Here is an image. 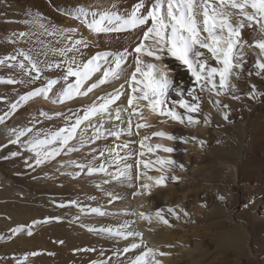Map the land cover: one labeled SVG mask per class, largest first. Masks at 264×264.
I'll list each match as a JSON object with an SVG mask.
<instances>
[{"label": "bare ground", "instance_id": "6f19581e", "mask_svg": "<svg viewBox=\"0 0 264 264\" xmlns=\"http://www.w3.org/2000/svg\"><path fill=\"white\" fill-rule=\"evenodd\" d=\"M111 2L112 0H26V3H23L22 0H0V59L11 55H17L20 51L33 56L36 54L33 52L38 50L42 45H49V35L47 37L45 34L38 35L37 31L34 30V27L29 28V23H26V21H31L33 18H36L38 11L41 13V16H43L46 24H54L56 28L76 27L78 28V32L73 35V39H80L83 37L91 42L87 48L82 47L80 53L68 54L69 58L74 56L77 63L86 62L89 58L95 55V53L101 51L117 52L122 51L127 47L131 52L139 42V38L142 37L144 29H137L134 32H123L119 34L96 35L91 33L83 24H80L78 20L69 15V13L73 12L78 6H84L86 8H91L92 10H100L108 7ZM136 2L137 0H119V9L122 12L125 10L131 11L132 6ZM211 2L217 3L214 2V0H211ZM221 10L227 11L224 9ZM246 10L248 11L249 8ZM234 11L235 13L237 12V14L234 15H238L239 9H234ZM10 15H15L19 19V22L17 24L16 22L4 23V19H7ZM50 17L51 19H49ZM20 32H26L29 33V35L21 39L18 35ZM204 34L205 33H203V35ZM226 34L225 31V35ZM57 36L58 40L56 41L55 39V41L60 42V48H63L65 44H70L66 37H61L60 35ZM201 51L203 50L201 49ZM49 53L50 61L46 64L42 63V65H39L41 74L38 79L35 78L36 74L34 72L31 77L22 74L19 75L18 72L15 73L12 71L11 67H8L7 64L0 65V79L5 81L8 79L23 81V83L15 84L0 83V116L4 115V113L8 112L10 109L3 107L2 103H4V101H10L14 98V103H18L16 111L6 117L3 123H0V137L2 138V144L0 145H6V147H2L0 169L7 177L14 180V187L23 192H30L34 195L33 197L26 198L14 194L12 189L2 187V189H0V209L3 214L8 211L25 210L33 212L36 217H39L40 219L43 218L45 221L46 218H49L46 222L48 224H53L55 228H64L68 231H75V233L78 232L79 236L73 239L74 242L76 240H81L89 244H95V246H100V258L97 264H100V262H103V264H132V261L137 257V253H142L141 251H146L147 248H151L152 246L153 249H157L154 247L155 241L152 242L153 239H151L150 236H153L154 239H158L157 242L159 243V246L157 247H159L158 249L160 251L170 253V255L164 256L163 264H215L214 259L218 252H196L194 251L196 247L194 249H185V247L188 248L186 244L189 240L188 238L182 240L185 234L177 235V233L174 232L173 226L177 224V219L175 217L166 214V218L172 224V226L169 227L156 220L154 222H149L141 219L139 213L150 212L149 214H152L159 208L166 209L167 207H175L177 205L180 207L186 206L188 208L192 205L198 204L197 202L201 200H198V195L197 192L194 191V187L197 185V175L199 172H207L211 174L221 172V175H223L222 179L224 178L225 181L230 180L232 182V187L227 188L225 190L226 193L228 195L232 194L234 197L233 191L236 187H239L242 184L241 173L247 161L245 159L246 156L244 155L245 152H249L250 155L254 156H256V154L251 152L250 143L249 148H247L248 146H246V144L248 145V143H245L244 141V146L239 148V152L237 148H235V151L233 150L234 152L232 154L229 152L233 155V163L226 160L222 161L221 155L216 152L208 153L205 151L207 150L205 148L206 143L211 140L210 133L215 132L214 128L218 125L213 118L211 109H213V101L218 100L219 97L214 94H211V96L207 93L201 94V110L199 113L192 114L199 119L200 123L194 126L180 124L178 121H175L166 115H160L158 112L147 107L146 102L143 100L134 99L133 106L129 107L128 100L133 96V93L127 81L132 71L135 69L134 55H129L124 67V74L119 80L101 85L91 93H88L87 96H77L74 99L67 100L63 103H54L53 100L57 99L62 94V90L66 87L65 81L63 80L66 71V64L59 69H49L47 67L49 63L65 61V57L59 56L55 51ZM146 59L155 64L158 62L159 64L161 63V68H163L164 65H167L169 69L173 70L170 72V75L174 79L175 84L173 88L168 91L166 104L168 105V108L174 109L178 113L183 114L185 110L179 108L176 103L182 98L177 93L176 86L180 85L182 81H187V86L184 88L185 95L183 98L190 100L186 95V90L193 84V78L190 73H188L183 66L179 65L178 61L171 57L160 61H154L151 60V58ZM18 60H22V57L18 56ZM101 75L102 72L95 74L92 77V80L87 83L90 84L95 82ZM70 79L73 80L74 78L70 77L69 81ZM50 81L52 82V90L48 93V98L41 95L33 97L27 102L20 101V97L28 92L35 89L48 88ZM121 84L124 85V88L122 89L124 94L121 95L120 99L116 101L115 104L110 106V111H112L113 115H115L116 108L124 106V109L120 108L121 119L107 121V117L105 116L107 122L104 124V129L113 131L118 128L124 129L118 139L115 136H108L105 132L104 138L95 141V143H85L84 146L81 147L80 131L86 128V132L84 133L86 138L93 135V128L87 127L89 122L85 121L78 130L77 138L70 142V146L78 148V151L69 152L65 149L55 159L42 164L39 167H28L27 165H23L26 159L29 163H32L35 159L34 154L23 147V142L35 139L37 134L43 138V136H46L50 132H54L61 127L74 123L76 116H82L84 110L93 102H101L97 100L98 97H103L108 93H112L113 90L119 88ZM85 87H87V84ZM241 87L243 89L242 84L240 88ZM228 90L233 91L235 89L231 88ZM214 105L217 108V105ZM145 107L147 109L144 111L143 108ZM41 111L46 112L48 115H40ZM57 112L63 113V115L56 116L55 113ZM140 115L141 119L139 118ZM206 116L209 117V122L207 124L204 122ZM66 117H69L70 119H66ZM143 117L148 118V121L155 119V117L157 119L158 117V121H155V124L147 125L146 121L143 120ZM249 118V114H247V122ZM100 119L99 116L93 117L91 123L99 125ZM129 119H131L132 125L131 134L128 132ZM138 125L144 126L137 127ZM29 127H33L34 131L21 137V144H16L18 145L17 148L12 146L14 144L8 143L9 140L15 139L13 129L18 133L20 130ZM249 128L248 124H246L244 131H247ZM156 132H165L178 138L184 137L189 139V142L184 143L180 139L170 140L166 136L153 135V133ZM193 136L196 137L195 141L191 140V137ZM150 140L153 141L152 144L150 143ZM199 141H203V145H201ZM125 143L128 144L127 148H116V145H123ZM156 145L172 147L175 151L173 153H166L162 148H157ZM240 145L242 144L240 143ZM44 147L45 149L49 147L55 148L58 147V144ZM92 149H95L96 151L93 152ZM109 149H115L120 156L128 157L127 160L119 163V168L123 169L125 164L132 165L131 180H127L123 177L120 180L112 179V176L99 171L91 174L88 173L87 166L90 165L93 168H98L102 163L107 168L108 173L115 174L117 172V165L111 163L114 159V154H110L108 151ZM101 151H103L105 155L94 160L93 157L99 156ZM12 152H20V157L11 156ZM230 154L229 156L231 157ZM161 157L171 158L176 161L177 165L182 164L184 166L183 170L178 166H165V168L169 169L168 175L180 177L179 180L181 183L177 189H173L171 184L174 182L169 179L166 187H153L151 194L149 195L146 193L144 200H142L141 197L143 194L138 191L140 184H152L153 181H149L146 178L138 181L136 179L137 172L146 173L150 176H159L161 173L155 169L159 168L160 165L155 162ZM263 158L256 157V159L258 161L261 160V162H264ZM73 161H75L76 164H83L86 167L81 170L76 167V164L72 163ZM138 161L142 162L139 164V167H137ZM202 162H205V164L199 169ZM145 163L148 164L149 167L145 168ZM87 175L89 177H86ZM35 178H40L42 181H33ZM106 180L109 182L105 183ZM78 185L81 189L80 191H75L74 188L75 186L78 188ZM109 193H111V195H109ZM92 195L104 196L108 201L106 202L107 205H111V208L116 207L117 210L114 211L112 209L109 211L108 209L109 212H104V214L101 215L92 211L94 208H99L101 210L100 207L89 205L87 204L88 201H79L78 203H73L80 209V211H78L80 216L78 215V217H76V219H79L80 221L75 222L72 221L73 215L70 212L71 209L59 206L70 204V202L74 201L73 197H75L76 200H79L81 198H89ZM48 197L56 198V204H51ZM113 197L118 198L113 199ZM257 200L258 203L263 204L264 206V201L261 203V199ZM53 205L55 206L53 207ZM56 205L59 207L57 208ZM127 206L129 207L128 209H126ZM148 208L150 211L147 210ZM132 213L138 215V223L134 221L135 217ZM57 217L59 218L58 220L55 219ZM119 221H121L120 225L118 224ZM132 221L134 223H132ZM227 221L228 223L225 232L216 235L217 238H221V241L220 243L218 242L220 245L218 244L215 248H221L223 258L225 257V252L228 253L233 249L237 253L240 252L238 254L242 255L243 243L247 239L244 229L239 227L233 218L230 217ZM252 221L253 224L256 223L254 220ZM138 227L143 228L145 231L141 232V228L139 229ZM90 228L94 230L90 231ZM254 228L258 231H264V224H260V226H255ZM101 229H111V233L101 231ZM249 230L252 235V244L258 247V237L256 238V236L253 235V228L250 227ZM128 232L142 233L143 237L146 236L148 241H143V243L140 244L141 246L137 248V251H134L129 255L126 253L125 256L122 254V250L125 249L126 245L129 242L132 243L134 240H141V237L139 236L125 238ZM117 233H122V235H118ZM111 234H116L123 238L119 239V242L117 240H111L109 239ZM197 238L195 240V246L201 245L203 242L199 241ZM149 240L153 244H150ZM186 257L188 260H183Z\"/></svg>", "mask_w": 264, "mask_h": 264}, {"label": "snow or ice", "instance_id": "6c2138e0", "mask_svg": "<svg viewBox=\"0 0 264 264\" xmlns=\"http://www.w3.org/2000/svg\"><path fill=\"white\" fill-rule=\"evenodd\" d=\"M239 9V21L233 25L231 17L233 12L222 11L221 9ZM251 8L252 12H248L246 9ZM74 19L78 20L80 24H83L91 33L99 34H119L123 32H134L137 29H144L142 37L139 38V42L136 46L129 51L125 47L122 51L111 52L101 51L95 53L86 62L77 63L75 57H68L69 53H80L81 48H87L91 43L86 38L73 39V35L78 32V28H56L53 26V30L49 31L48 28L40 22L42 17L39 15L33 18L31 23L38 25L47 35H60L66 37L70 44H65L63 48L54 50L59 56L65 57V61L49 63L47 67L61 68L66 64L65 75L63 80L66 83V87L62 90V94L55 100L54 103H63L67 100H72L77 96H87L94 89L99 88L101 85L111 83L119 80L124 74V67L129 55H134L135 69L132 71L128 78V84L131 87L133 96L128 100V106H133V100H143L146 102L147 107L160 115L168 116L171 119L178 121L180 124H187L188 126L198 125L199 119L196 118L194 113L200 112L201 94H215L217 97L227 92L229 88H235L236 85L232 83V77L240 79L241 71L243 69L244 54L240 50L243 44L247 42L241 40V31L245 27V21L247 26L252 27L255 24L259 31L264 33V0H217V3H212L211 0H137L132 6L131 11H121L119 9V0H112L108 7L100 10H92L84 6H78L73 12H70ZM226 31V35H225ZM206 33L207 35H202ZM19 37L21 39L29 35L26 32H20ZM251 47H257L260 55L255 62V68L257 71L255 74L261 76L264 73V41H253ZM201 49H207L211 53L212 59H214L219 67L211 66L208 59L205 57V53ZM19 57H23L22 60H18ZM174 58L179 62V65L183 66L185 70L190 73L193 78V84L186 90V95L189 99H184L185 89L183 83L176 86L177 93L182 97L176 103L179 108L184 109V113H178L174 109L166 108V97L169 89H172L175 81L170 75L172 69H169L167 65L163 68L151 62L146 58H151L154 61H160L165 58ZM25 61L30 65L25 66ZM7 64L8 67H19L25 72V75L31 77L33 72L36 74L35 78L38 79L41 74V69L38 62L33 60L32 56L20 51L17 55H11L0 59V65ZM102 72V75L95 82L88 84L87 82L92 80V77ZM252 73H249L251 75ZM73 77L72 82H68L69 78ZM218 78V80H217ZM0 83H23V81H16L15 79L3 80L0 79ZM87 84V87L85 85ZM124 85L121 84L119 88L113 90L112 93H108L106 96L98 97L99 103L93 102L88 108L84 110L82 116L77 115L75 122L61 127L54 132L48 133L46 136L37 134L36 138L31 141L23 142V147L32 152L35 159L32 163L25 160L28 167H39L42 164L50 162L59 156L65 149L69 152L78 151V148L71 147L70 142L77 138L78 130L85 121H88L87 127L93 128V135L91 137H85L84 133L86 128L81 130L80 141L81 147L85 143H95V141L104 138L105 132L108 136H115L117 139L121 135L124 129L108 130L104 129V124L110 120L121 119V109H115V115L110 111V106L115 104L123 95L122 89ZM252 92L248 93L250 99H255V86H252ZM52 90V82H49V86L46 89H35L26 93L20 97V101L27 102L36 96L43 95L48 98V93ZM217 106H221L219 100L213 101ZM18 103H12L8 112L0 116V123H3L5 118L10 116L16 111ZM223 108H227V105H222ZM135 111V109H134ZM40 115L47 116L46 112L41 111ZM56 116H61L63 113H55ZM75 115V114H74ZM99 116V125L91 123L93 117ZM107 117V121L105 120ZM224 118L227 119V114H224ZM66 119H70L66 117ZM205 124L209 122V117H205ZM131 119H129L128 132L131 134ZM144 125H138L141 127ZM34 131L33 127L25 128L15 134V139L9 140V144H21V137ZM156 136H166L170 140L180 139L184 143H188L189 139L184 137H175L165 132L153 133ZM192 141L196 140V137H191ZM203 145V141H199ZM58 147H49L45 149L44 146L57 145ZM6 147V145L0 146ZM127 148L128 144L116 145V148ZM157 148H162L166 153H173L175 151L172 147H166L163 145H156ZM95 152V149H92ZM110 154H114L112 164L117 165V172L115 174L108 173L107 168L102 163L98 168H93L90 165L87 166L88 173L93 172H105L112 176V179L120 180L122 177L131 180V168L132 165L125 164L123 169L119 168V163L128 159L127 156H120L115 149L108 150ZM20 152H12L11 156H19ZM105 153L101 151L99 156H94L93 159H99L103 157ZM76 164L75 161L72 162ZM141 161L137 162V167ZM160 167L155 170L160 172L159 176H150L146 173L137 172L136 179L138 181L147 179L153 181L152 184L141 183L138 191L147 194H151L153 187H166L168 180L173 182L179 181L180 177L175 175H168L169 169L165 166L175 167L178 166L183 170V165H177L176 161L171 158H158L155 162ZM76 167L83 170L86 166L83 164H76ZM144 167H149L148 164H144ZM109 181H105L108 183ZM111 195V193H109ZM135 195V194H134ZM118 197H113L117 199ZM223 199V197H221ZM94 199V198H93ZM70 203H75L70 202ZM111 203V201H110ZM63 207L64 205H59ZM93 212H97L101 215L99 208L92 209ZM136 215V213H132ZM167 215H171L176 219H180L181 215L187 217L188 212L180 207L159 208L154 213L148 214L140 212L141 219L151 222L155 219L157 222H162L169 227L172 226L170 221L166 218ZM49 218H46V221ZM55 219H59L58 217ZM40 223L39 221H33L32 225ZM134 223V222H133ZM32 225H20L11 229L13 236L17 235L21 231L27 229L28 235L32 234ZM90 231L94 229H89ZM101 231H107L111 233V229H101ZM122 235V233H117ZM139 236L141 237V243H143V234L139 232H128L127 237ZM11 239V237H9ZM60 243H63L60 241ZM141 245L133 243L130 248H125L124 251L128 252L132 249L139 248ZM38 253H25L24 260L28 259V256H35ZM157 255L166 256L170 253L159 251L158 249L147 248L139 256L132 261V264H163V262L157 259ZM17 264H21V261H17ZM97 264V262H93ZM103 264V262H100Z\"/></svg>", "mask_w": 264, "mask_h": 264}, {"label": "rangeland", "instance_id": "374dc122", "mask_svg": "<svg viewBox=\"0 0 264 264\" xmlns=\"http://www.w3.org/2000/svg\"><path fill=\"white\" fill-rule=\"evenodd\" d=\"M22 2L26 3V0H22ZM214 2H217V0H214ZM224 10L233 12V16L230 19L233 25H235V23L237 24L240 19L239 15H234L237 14V12L235 13L234 9L231 8H226ZM248 12H252V9L249 8ZM38 15L42 17L40 22H44L43 16H41V13H39V11L37 16ZM14 16L15 15H10L7 19H4V23L16 22L17 24L19 22V19ZM49 19H51V17ZM43 24H45L44 26L48 28L49 31L53 30L52 25L55 26L54 24L51 25V23H47V25L44 22ZM30 27H34V30L37 31L38 35L45 34L46 37L48 36L38 25L29 23V28ZM204 35L207 34L205 33ZM56 36L57 35H49V45H42L38 50L33 52L36 54H34L32 58L33 60L38 62V65H42V63L46 64L47 62H49V52H53L54 50L60 48V42H56L58 40V36ZM241 40L247 42L246 44H243L242 48L240 49L244 54L245 62L243 63V69L241 71L240 79H236L234 76L232 77V83L236 85V87L233 89L238 92H236L235 90H228L229 92L227 91L226 93L219 96L220 99L218 98V100H220L221 102V106H217L216 108L214 104L212 105L213 109H211V112L215 122H217L218 125L214 128L215 132L210 133L211 140L206 143L205 148L207 150L205 151H207L208 153L216 152L217 154L221 155L222 161L226 160L230 163H233V155L231 154L235 151V148H237L239 152V148L241 146H244L243 144L245 142L248 143V145L246 144V146H248L247 148H249L250 143V150L251 152L255 153L256 156L250 155L249 152H245L244 155L246 156L245 159L247 161L245 160L246 165L241 173L242 184L240 185L241 187H236V189L233 191L234 197L232 194L228 195L226 193L225 190L232 187V182L230 180L225 181L224 178L222 179L223 175H221V172H218L217 174L199 172L197 175V185L194 187V191L197 192L198 200L201 201L197 202V206L192 205L188 208L186 206H183L182 208L187 210L189 215L187 217L181 215V218L177 219L176 221L177 224L173 226L174 232H176L177 235L185 234L182 240L188 238L189 241L186 244L188 248L185 247V249H194L196 247L194 249V251L196 252H218L214 259L215 264H264V231H258L254 228L255 226L258 227L260 226V224H264V206L263 204L258 203L257 200L261 199V203L264 201V162H261V160L258 161L256 159V157L263 158L264 155V73H262L261 76H257L255 74V72L257 71V69L255 68V62L260 53L257 47L250 46L253 44L254 40L264 41V33L260 32L255 24H253L252 27H248L247 21H245V27L241 31ZM202 50L205 53V57L208 59L211 66H220L214 59H212L211 53H209L207 49ZM157 65L161 66V63L159 64L158 62ZM25 66H30L27 61H25ZM11 69L15 73L18 72L19 75H25V72L19 67H11ZM249 73L252 74L249 75ZM68 82H72V79H70V81ZM186 82L187 81H182V83H184V88L187 86ZM241 84L243 85V89L242 87L240 88ZM253 85L256 89L255 99H250L248 93L252 92ZM14 102L15 100L13 98L10 101H4V103L2 104L4 108L9 109L10 105ZM222 105H227L228 107L223 108ZM201 106L202 104H200V109ZM165 107L168 108V105L165 104ZM119 108L124 109V106ZM143 109L145 111L147 108L145 107ZM225 113L227 114V119L224 118ZM247 114H249L250 117L248 122L246 121ZM139 118L141 119V115L139 116ZM147 119L148 118L143 117V120L146 121L147 125H152L155 121H158V117L157 119L155 117V119L150 121H148ZM246 124H248V127L250 128L247 131H244V127ZM152 142L153 141L150 140L151 144ZM240 143L242 145H240ZM0 144H2L1 137ZM12 146L16 148L18 147V145L16 144ZM229 154L231 155V157L229 156ZM0 155L2 156V147H0ZM203 164H205V162L201 163L199 169L202 168ZM23 165L26 166L25 163ZM86 177L89 176L87 175ZM33 181L39 182L42 180L40 178H35L33 179ZM247 181L250 182L248 183ZM180 183V180L176 183L174 182L171 184V187L173 189H177ZM2 187L12 189L13 193L17 194L18 196L26 198L34 196L30 192H23L20 189L14 187V180L10 177H7L6 174H4L0 169V189H2ZM74 189L75 191H80L81 188L80 186L78 188L77 186H75ZM145 194L146 193H143L141 197L142 200H144ZM221 197H223V199ZM48 198L51 204H56V198ZM73 200L75 203H78L79 201H88L87 204L100 207L103 213L109 212L112 209L114 211L117 210L116 207L111 208V205H107L106 202L108 201L104 196L92 195L89 198H81L79 200H76L75 197H73ZM54 206L55 205H53V207ZM56 207L58 208L59 206L56 205ZM63 207L71 209L70 212L73 215L72 221H80L79 219H76V217H78V215L80 214L78 212L80 211L78 206L70 203ZM128 208L129 207L127 206L126 209ZM147 210L150 211L149 208ZM149 213L150 212H148V214ZM134 217V221L138 223V215L136 214L134 215ZM230 217L234 219L235 223L239 227H242V229H244L246 238L248 240L246 239L243 243L242 255L238 254L240 252L237 253L233 249L234 251L232 250L228 253L225 252V257L223 258V254H221V248H215V246H218L221 241V238L218 237V239L216 235L225 232V228L228 223L227 219ZM252 220H254L256 223L253 224ZM33 221H39L40 223L32 225ZM44 221L45 220L43 218L40 219L39 217H36L33 212L18 210L8 211L6 213L4 212L3 214L0 209V264H17L18 260L21 261V264H93V262H99V251L101 250L100 246H95V244H89L81 240H76L74 242L73 239L79 236L78 232L75 233V231H68L64 228L58 229L55 228L53 224H48L46 221ZM152 221L154 222L155 219H153ZM118 224L120 225L121 221H119ZM20 225H32V234L28 235L27 229H25L17 235L13 236L10 230ZM250 227L254 230L253 235L256 236V238L258 237V247L252 244L253 241L251 232L249 230ZM138 228L140 229L141 227ZM140 231L144 232L145 230L141 228ZM110 236L112 238L110 237L109 239L117 240L118 242L120 241L119 239L123 238L116 234H111ZM9 237H11V239H9ZM150 237L151 239H153L152 242L155 241L154 247L158 249V239H154L153 236ZM196 238L201 242L203 241L201 245L195 246ZM60 241H62L63 243H60ZM143 241H148V239H146V236L143 237ZM152 242L150 241L149 243L151 244ZM132 243L141 244V240H134ZM132 243L129 242L125 248H130ZM134 251H137V248L132 249L128 252H125L123 249L122 254L126 256V253H128L129 255ZM33 252L38 254L35 256L29 255L27 260L23 259L25 253ZM140 254L141 253H137V256H139ZM157 259L161 261L163 260L162 262L164 263V256L161 257L158 255ZM183 260L188 259L186 257Z\"/></svg>", "mask_w": 264, "mask_h": 264}]
</instances>
